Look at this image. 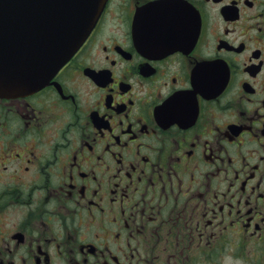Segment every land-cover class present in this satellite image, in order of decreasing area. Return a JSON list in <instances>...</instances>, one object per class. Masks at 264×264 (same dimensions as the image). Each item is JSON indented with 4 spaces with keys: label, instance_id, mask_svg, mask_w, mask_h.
I'll list each match as a JSON object with an SVG mask.
<instances>
[{
    "label": "flooded vegetation",
    "instance_id": "1",
    "mask_svg": "<svg viewBox=\"0 0 264 264\" xmlns=\"http://www.w3.org/2000/svg\"><path fill=\"white\" fill-rule=\"evenodd\" d=\"M0 264H264V0H107L0 96Z\"/></svg>",
    "mask_w": 264,
    "mask_h": 264
},
{
    "label": "water",
    "instance_id": "2",
    "mask_svg": "<svg viewBox=\"0 0 264 264\" xmlns=\"http://www.w3.org/2000/svg\"><path fill=\"white\" fill-rule=\"evenodd\" d=\"M106 0H0V95L41 87L94 26Z\"/></svg>",
    "mask_w": 264,
    "mask_h": 264
}]
</instances>
